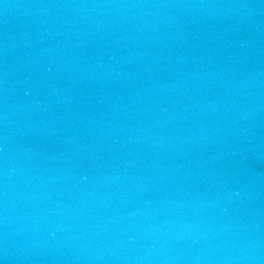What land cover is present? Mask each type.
Masks as SVG:
<instances>
[{"label": "water", "instance_id": "1", "mask_svg": "<svg viewBox=\"0 0 264 264\" xmlns=\"http://www.w3.org/2000/svg\"><path fill=\"white\" fill-rule=\"evenodd\" d=\"M0 264H264V0H0Z\"/></svg>", "mask_w": 264, "mask_h": 264}]
</instances>
